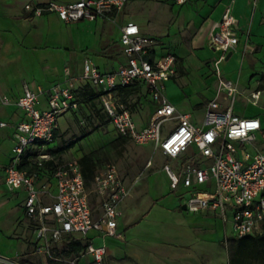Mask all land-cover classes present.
<instances>
[{
	"label": "built area",
	"instance_id": "obj_1",
	"mask_svg": "<svg viewBox=\"0 0 264 264\" xmlns=\"http://www.w3.org/2000/svg\"><path fill=\"white\" fill-rule=\"evenodd\" d=\"M127 1L47 0L27 3L25 7L35 14L53 12L63 21L76 22L116 18L124 11ZM249 7L255 12L257 0H251ZM239 40L236 18L228 8L211 35V45L220 54L212 64L217 87L215 96L207 102L203 124H196L190 113L178 110L166 94L165 83L178 74L176 55L172 52L158 55V40L143 34L135 21L121 26L126 61L117 69L102 71L93 61L86 60L82 74L74 76L66 67L65 82L48 89V106L43 109L37 104L44 90L34 91L24 84L23 93L15 103L25 112V118L15 128L13 157L6 168L5 181L11 190L26 192L24 207L39 240V252L51 254V246L65 237L84 238L88 245L75 259L89 256L92 264H104L108 247L95 244L90 232L96 231L103 238L124 239L119 228L122 203L132 193L139 177L128 181L116 164L108 163L97 170L88 187L77 158L66 162L56 160L54 169H47L45 163L54 160L49 151L37 153L27 167H20L32 147L39 142L53 141L61 116L78 110L76 89L87 82L99 91L100 102L120 136L139 145H151L153 152L180 160L177 169L169 163L163 169L171 179L172 189L177 190L180 185L186 189L180 195L185 209L217 212L224 226L231 221L236 237L263 231L264 142L261 146L257 143L263 129L262 120L234 111L237 97L241 95L238 83L226 78L221 67ZM136 81L147 85L155 104L145 126H140L131 107L115 96L118 86ZM260 94L261 91L252 93L254 102ZM222 100L228 101L225 108ZM3 101L11 100L4 96ZM169 121L174 126L166 129ZM249 144L254 152L248 150ZM188 152L192 155L183 159ZM153 165V159H148L147 168ZM0 264L20 263L0 254Z\"/></svg>",
	"mask_w": 264,
	"mask_h": 264
},
{
	"label": "crops",
	"instance_id": "obj_2",
	"mask_svg": "<svg viewBox=\"0 0 264 264\" xmlns=\"http://www.w3.org/2000/svg\"><path fill=\"white\" fill-rule=\"evenodd\" d=\"M45 1L0 0V165L2 181L9 191L16 194L5 204L9 208L12 205L17 208L10 231L0 227V235L7 239L10 232L22 231L21 226L14 224L19 215L28 222L36 236L24 207L25 190H11L5 181L6 168L13 157L15 128L25 118V112L15 103L23 93L24 84L34 91L44 90L37 104L43 109L48 106V89L65 82L66 67L74 76L82 74L86 60L93 61L102 71L117 69L126 61L121 44V26L127 21L137 22L143 34L158 40V55L165 52L176 55L178 74L165 83L166 94L178 110L190 113L196 124H203L207 102L215 96L217 87L212 64L220 54L211 45V35L218 29V23L229 8L236 18L240 40L230 51L231 55L228 57V52L222 62L223 74L238 83L242 103L258 105L264 110V0H257L255 12L249 7L251 0H187L184 3L177 0H128L124 11L116 18L100 17L76 22L63 21L53 12L35 14L25 7L27 3ZM127 12L129 18L123 19ZM115 20L119 22L117 25ZM235 54L234 61H240L243 68H248L245 78L241 72L231 76L226 70L235 65L231 60ZM257 91H261L260 98L254 102L251 95ZM4 96L11 101L5 103ZM131 99L137 123L147 125L155 107L147 85L141 83V91L132 95ZM237 101L234 111L242 116L260 117L263 132L264 121L260 113L241 114L237 111L240 106ZM222 104L225 108L228 101L222 100ZM2 122L6 124L1 125ZM36 147H32L29 153L32 154ZM45 149L44 144L37 153ZM191 153L182 158L189 157ZM36 155L30 157L35 158ZM79 157L81 155L75 158ZM182 209L185 210L183 206ZM122 227L121 216L120 230Z\"/></svg>",
	"mask_w": 264,
	"mask_h": 264
},
{
	"label": "rangeland",
	"instance_id": "obj_3",
	"mask_svg": "<svg viewBox=\"0 0 264 264\" xmlns=\"http://www.w3.org/2000/svg\"><path fill=\"white\" fill-rule=\"evenodd\" d=\"M127 18L128 12L124 14L123 19ZM115 23L117 25L119 22L115 20ZM235 58L236 54L231 59L235 65L226 70L231 76L241 72L245 78L248 68H243L240 61H234ZM237 99V104L240 105L238 112L247 115L260 113L264 121L263 109L258 105L242 103L240 96ZM94 103L95 107L87 102L80 105L76 112L61 116V134L56 141L45 144V150L80 138L60 160L57 159L58 162H66L84 153L98 150L97 160L100 168L114 163L126 180L131 181L139 177L137 187L122 207L124 227L121 231L125 239L114 236L103 238L97 236L96 231L90 232L95 238V244H105L109 248L104 264H230V250L226 241L236 237L231 221L224 226L217 212L206 214L182 209L180 195L186 189L181 185L177 190L172 189L171 179L163 169L165 163L177 169L178 162L159 151L153 152L151 145H139L130 139L117 146H111L110 143L116 140L119 134L111 122L101 123L95 112L100 103ZM173 126L172 121L165 124L166 129ZM85 132L88 135L82 137ZM263 142L264 131L258 134L257 139L259 146ZM247 147L249 151L254 152L252 145ZM150 158L153 159L154 165L147 168L146 162ZM1 171L0 165V227L9 232L17 215V208L15 205L9 208L5 203L16 194L6 188ZM137 220L139 222L135 223ZM14 224L21 226L22 231L10 232L8 239L0 235V254L20 264H92L89 256L76 260L65 255V238L51 246V254L40 253L37 250L39 240L28 222L19 215Z\"/></svg>",
	"mask_w": 264,
	"mask_h": 264
},
{
	"label": "trees",
	"instance_id": "obj_4",
	"mask_svg": "<svg viewBox=\"0 0 264 264\" xmlns=\"http://www.w3.org/2000/svg\"><path fill=\"white\" fill-rule=\"evenodd\" d=\"M141 91V83L133 82L130 85L118 86L115 91V96L127 103L131 110L134 112V107L131 104V96L137 94ZM99 91L90 83L87 82L76 89V96L78 98L79 104L92 103L95 107L94 101H99V108L95 109L96 115L101 121V123H109L110 118L107 112L104 110L100 99ZM77 111V110H76ZM73 111V112H76ZM61 134L60 127L55 130V135L53 141H56L58 136ZM88 133L85 132L82 137L87 136ZM80 138L71 139L69 141L63 142L61 145L49 148V152L53 155L55 159L61 158V156L66 153L70 148H72ZM128 138L123 136H118V138L110 143L111 146H117L118 144L124 143ZM44 142H39L35 151L29 153L20 167H27V164L33 160V155H36L40 149V146L44 145ZM31 154V155H30ZM31 156V157H30ZM99 151L93 150L88 153H84L78 158L81 165L82 172L86 181V185L91 187L95 173L100 168L98 164ZM28 158H30L28 160ZM45 166L49 170H53L55 166L54 160H49L45 163ZM35 167V166H34ZM137 220L135 223H138ZM65 244L63 253L69 255L72 258L77 257L88 245V240L84 238H72L65 237ZM228 246L230 250V264H264V228L263 231L256 234H247L239 237H231L228 241Z\"/></svg>",
	"mask_w": 264,
	"mask_h": 264
},
{
	"label": "water",
	"instance_id": "obj_5",
	"mask_svg": "<svg viewBox=\"0 0 264 264\" xmlns=\"http://www.w3.org/2000/svg\"><path fill=\"white\" fill-rule=\"evenodd\" d=\"M231 55V52H229V54H228V57ZM183 208H185V206H183Z\"/></svg>",
	"mask_w": 264,
	"mask_h": 264
}]
</instances>
